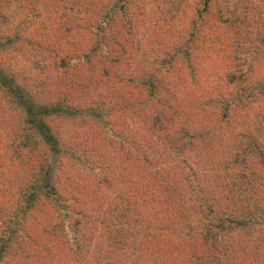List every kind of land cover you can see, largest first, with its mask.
I'll return each mask as SVG.
<instances>
[{
    "label": "trees",
    "instance_id": "trees-1",
    "mask_svg": "<svg viewBox=\"0 0 264 264\" xmlns=\"http://www.w3.org/2000/svg\"><path fill=\"white\" fill-rule=\"evenodd\" d=\"M87 1L66 5H87L96 16L80 39L68 19L62 25L79 46L60 66L96 68L91 79L118 76L134 94L131 126L116 107L84 106L72 90L44 97L0 68L1 84L24 112L25 139L38 137L45 157L0 196V264H264V54L255 51L245 67L244 30L235 35V47L216 59L225 92L202 84L203 97L175 99L178 119L161 80L182 75L178 69L201 79L199 48L185 41L165 63L169 74L127 66L137 40L129 1L98 8ZM210 1L200 0L199 14ZM247 91L257 111L242 98ZM85 109L98 130L54 128V119L88 116ZM48 158L59 162L54 181Z\"/></svg>",
    "mask_w": 264,
    "mask_h": 264
},
{
    "label": "rangeland",
    "instance_id": "rangeland-1",
    "mask_svg": "<svg viewBox=\"0 0 264 264\" xmlns=\"http://www.w3.org/2000/svg\"><path fill=\"white\" fill-rule=\"evenodd\" d=\"M90 1L97 8L103 4V0ZM128 1L129 17L137 40L130 46L131 56L124 62L127 66H139L141 70L153 73L160 72L163 68V73L169 74L170 70L164 69L165 63L177 55L179 47L185 41L196 45L199 48L197 50L204 56L202 64L205 67L200 71L203 75L201 79L178 69L182 75L175 71L177 77L170 76L161 80L164 84L160 92L173 102L174 112L171 113L178 119V113H181L183 107L175 99L179 101L187 96L203 97L206 94L202 84L217 93L225 92L226 84L219 73L221 68L216 65L220 59H216L224 56L222 50L227 46L235 47V35L244 30L241 45H245V67L250 64L255 51L264 54V0H211L210 11L203 15L198 13L200 0ZM77 2L67 9L69 0H0V68L14 76L21 86L31 89L33 93L40 91L44 97H63L72 90L77 101L84 106L93 100L94 103L104 102L107 106L116 107L115 116L121 117L129 127L133 117L130 105L134 94L118 76L96 73L97 76L91 79L86 75L88 72L97 71L96 68H89L82 63L78 64L76 70L60 66V58L76 53L79 46L78 41L72 42V37L63 32L62 25L68 19L76 26V37L80 39L88 35L85 27L87 18L96 16L93 11L86 9L87 5ZM223 19L227 20L223 22ZM46 40L49 41L48 46ZM180 59L178 56L177 63ZM253 95L255 92H243L242 98L247 99L257 111L260 104L253 100ZM85 110L88 116L82 113L54 119V128L65 133L81 132L84 127L98 130L100 124L91 117V111ZM23 113L22 108L0 82L2 197L7 193V183L25 175L37 162L45 158L41 154L38 137L25 139L27 134L22 130ZM241 124H237L238 129L245 128L244 123ZM47 163L50 180L54 181L59 162L48 158ZM260 239L257 237L256 241ZM261 259L260 255L258 260Z\"/></svg>",
    "mask_w": 264,
    "mask_h": 264
}]
</instances>
